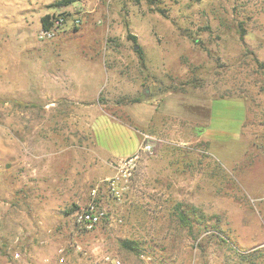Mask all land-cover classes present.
Listing matches in <instances>:
<instances>
[{"label": "rangeland", "instance_id": "1", "mask_svg": "<svg viewBox=\"0 0 264 264\" xmlns=\"http://www.w3.org/2000/svg\"><path fill=\"white\" fill-rule=\"evenodd\" d=\"M55 1L0 0V264H264V0ZM60 62L84 63L122 128L91 130L96 98L56 100L59 69L33 78ZM146 135L129 190L80 231L121 159L95 161Z\"/></svg>", "mask_w": 264, "mask_h": 264}, {"label": "built area", "instance_id": "2", "mask_svg": "<svg viewBox=\"0 0 264 264\" xmlns=\"http://www.w3.org/2000/svg\"><path fill=\"white\" fill-rule=\"evenodd\" d=\"M47 31V30H46ZM50 31V30H49ZM48 32V31H47ZM153 137L146 135L138 150L131 156L122 158L117 164V172L114 177L106 178L97 183L90 192V199L84 206L79 207L74 212V219L77 228L80 231L92 232L104 220L109 219L106 207L103 206L109 198L121 200L129 190L134 174L138 168L144 154L152 152L153 146L151 141ZM77 250L87 253L84 248L77 245ZM61 255L58 258L59 263L65 262L64 249L60 250ZM20 256L16 254V258ZM101 264H121V260L110 254H104L101 258Z\"/></svg>", "mask_w": 264, "mask_h": 264}, {"label": "crops", "instance_id": "3", "mask_svg": "<svg viewBox=\"0 0 264 264\" xmlns=\"http://www.w3.org/2000/svg\"><path fill=\"white\" fill-rule=\"evenodd\" d=\"M67 52V51H64ZM82 52L84 53V48L82 50ZM81 65L77 66V68L73 67V64L71 65V67H67L68 63H50V64H45L44 67H42L45 71V69L48 68H54L55 70L59 69L58 73H54V75H59L61 77V80L64 78L65 80H67V82L69 81V83L67 85H70L68 88H64L63 89V95L61 96L62 98H55L56 100H62V101H91L92 99H95V103H84L83 106L87 107L88 110V115H92L91 119L93 120V125H91V130L94 132H97L100 128V124H103L104 127L108 128H116L115 124L112 121H118L120 124L118 126V128H122L124 123L121 119L117 118L115 115H111L108 114L104 108H103V104L99 101L98 97H99V92L101 90V83L97 82L95 83V93L92 95V98H89V93H88V86L90 84H92V79L90 76H88L89 72L85 71V70H81L80 68L83 67L84 68V63H79ZM89 64V63H88ZM59 65V66H58ZM66 65V68H65ZM91 65L95 66V64L91 63ZM65 68V69H64ZM68 69V75L67 77L63 76L64 75V71ZM53 72H47L45 71L42 75L38 72H36L34 70V79L39 78V77H43L45 80H47L46 76L47 75H52ZM37 75V76H36ZM58 77V76H56ZM88 78V82H86ZM51 79V78H50ZM57 81V80H56ZM100 85V86H99ZM45 87H46V83H45ZM95 96V97H94ZM93 101V100H92ZM94 102V101H93ZM112 122V123H111ZM151 136V135H150ZM123 141V143H122ZM143 142V140L141 139L140 136H137L135 138H133L132 142L130 143V148H125L126 147V143L127 140L124 137L123 140L122 138L119 140V142H116V139L114 138L113 140H111V143H114V157L110 158L109 156H102V162L103 164H100V162L95 161V170L99 169V165H102V167H105V171L108 168H111V166H114L113 163L114 161H117L119 159L128 157L133 155L139 148V146L141 145V143ZM95 156L100 160L101 156L98 153V149L96 148L95 150Z\"/></svg>", "mask_w": 264, "mask_h": 264}, {"label": "trees", "instance_id": "4", "mask_svg": "<svg viewBox=\"0 0 264 264\" xmlns=\"http://www.w3.org/2000/svg\"><path fill=\"white\" fill-rule=\"evenodd\" d=\"M80 1H83V0H56L54 2V7H66V6L72 5V4L80 2ZM147 1L153 2L154 0H147ZM42 25H43V28L45 30H47V31L51 30V28L54 25L53 15L46 14L45 16H43L42 17ZM259 64L261 65V67H264V61L259 62ZM135 101H139V100L136 99ZM181 216L184 217L185 214L182 213ZM132 243H133L132 241L126 240L124 244H125V246H130Z\"/></svg>", "mask_w": 264, "mask_h": 264}]
</instances>
